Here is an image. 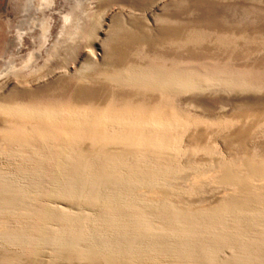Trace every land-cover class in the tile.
I'll use <instances>...</instances> for the list:
<instances>
[{"label":"rangeland","instance_id":"obj_1","mask_svg":"<svg viewBox=\"0 0 264 264\" xmlns=\"http://www.w3.org/2000/svg\"><path fill=\"white\" fill-rule=\"evenodd\" d=\"M0 264H264V0H0Z\"/></svg>","mask_w":264,"mask_h":264}]
</instances>
